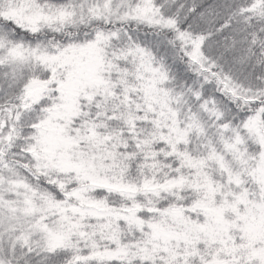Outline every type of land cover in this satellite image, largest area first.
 Wrapping results in <instances>:
<instances>
[{
    "label": "snow or ice",
    "instance_id": "obj_1",
    "mask_svg": "<svg viewBox=\"0 0 264 264\" xmlns=\"http://www.w3.org/2000/svg\"><path fill=\"white\" fill-rule=\"evenodd\" d=\"M0 264H264V0H0Z\"/></svg>",
    "mask_w": 264,
    "mask_h": 264
}]
</instances>
